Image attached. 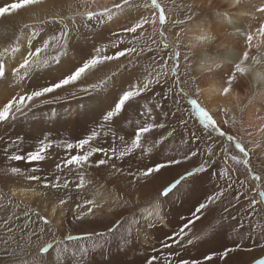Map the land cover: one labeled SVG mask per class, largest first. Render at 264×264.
Wrapping results in <instances>:
<instances>
[{"label": "snow or ice", "instance_id": "snow-or-ice-1", "mask_svg": "<svg viewBox=\"0 0 264 264\" xmlns=\"http://www.w3.org/2000/svg\"><path fill=\"white\" fill-rule=\"evenodd\" d=\"M0 38V264H264V0H0Z\"/></svg>", "mask_w": 264, "mask_h": 264}, {"label": "rangeland", "instance_id": "rangeland-1", "mask_svg": "<svg viewBox=\"0 0 264 264\" xmlns=\"http://www.w3.org/2000/svg\"><path fill=\"white\" fill-rule=\"evenodd\" d=\"M2 2H7V0H2ZM4 43H6V41L4 39L0 38V46H3ZM61 111H63V110H61ZM257 163H259V161H257ZM53 167H54V165H53ZM108 187L109 188H112L113 185L112 184H109ZM91 191L92 190L89 189V190H87V193L86 194H82V195H86L87 198H91ZM24 202L25 203H29L30 201L28 199H25ZM31 207L34 208V209H36V210H42L43 209V202L42 201L39 202V207H37V204L36 203H32L31 204ZM72 207H74V205H72ZM186 207H187V204L185 205V208ZM165 210L166 211L177 210V211H180V212H183L184 211L183 209H179L178 203H177V205H171V204L166 205ZM70 219H71V217L69 215L68 219L65 220V222H64V231L65 232H67L69 230V228H70V226H69ZM57 220H59V216L57 217ZM73 234H75V233H73ZM115 245H116V241H112V243L109 245V249L115 250ZM107 250L108 249H106V251ZM149 251H150V249H149ZM53 255H54V250H53ZM260 255H264V253H254L253 254V258L254 259H258ZM102 259H104V257H102V256H100L98 254L93 257V261L97 262V264Z\"/></svg>", "mask_w": 264, "mask_h": 264}, {"label": "bare ground", "instance_id": "bare-ground-1", "mask_svg": "<svg viewBox=\"0 0 264 264\" xmlns=\"http://www.w3.org/2000/svg\"><path fill=\"white\" fill-rule=\"evenodd\" d=\"M49 212H50V208H49Z\"/></svg>", "mask_w": 264, "mask_h": 264}]
</instances>
